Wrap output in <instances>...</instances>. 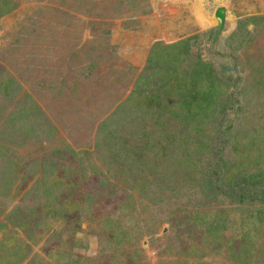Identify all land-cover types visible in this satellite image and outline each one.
<instances>
[{"label":"rangeland","instance_id":"obj_1","mask_svg":"<svg viewBox=\"0 0 264 264\" xmlns=\"http://www.w3.org/2000/svg\"><path fill=\"white\" fill-rule=\"evenodd\" d=\"M8 2L0 264H264V0Z\"/></svg>","mask_w":264,"mask_h":264},{"label":"trees","instance_id":"obj_2","mask_svg":"<svg viewBox=\"0 0 264 264\" xmlns=\"http://www.w3.org/2000/svg\"><path fill=\"white\" fill-rule=\"evenodd\" d=\"M11 9L10 4L8 2V0H0V16L5 15L9 10ZM5 89H9V86L6 85ZM262 182V181H260ZM263 191V190H262ZM222 224L224 223V219H221ZM222 224H220L217 229L220 230V228L222 227Z\"/></svg>","mask_w":264,"mask_h":264},{"label":"crops","instance_id":"obj_3","mask_svg":"<svg viewBox=\"0 0 264 264\" xmlns=\"http://www.w3.org/2000/svg\"><path fill=\"white\" fill-rule=\"evenodd\" d=\"M224 16H225V9H224V8H220V9L218 10L217 17H218L219 19H222Z\"/></svg>","mask_w":264,"mask_h":264}]
</instances>
